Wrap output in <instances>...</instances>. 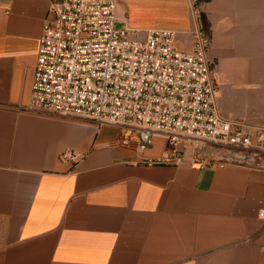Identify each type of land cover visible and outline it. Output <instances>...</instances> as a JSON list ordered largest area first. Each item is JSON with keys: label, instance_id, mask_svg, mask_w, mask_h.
<instances>
[{"label": "crops", "instance_id": "0c3cea01", "mask_svg": "<svg viewBox=\"0 0 264 264\" xmlns=\"http://www.w3.org/2000/svg\"><path fill=\"white\" fill-rule=\"evenodd\" d=\"M49 2L0 0V264H264V169L250 158L146 165L117 128L28 110ZM201 14L219 113L264 128V0H204ZM118 19L191 49V0H118ZM165 151L156 137L142 157Z\"/></svg>", "mask_w": 264, "mask_h": 264}, {"label": "built area", "instance_id": "2783aa9c", "mask_svg": "<svg viewBox=\"0 0 264 264\" xmlns=\"http://www.w3.org/2000/svg\"><path fill=\"white\" fill-rule=\"evenodd\" d=\"M191 6L192 44L183 51L173 31L140 36L118 27V0H50L28 110L117 128L120 146L146 165L223 168L250 158L264 169V128L219 113L201 12L196 0ZM156 137L165 141L164 155L143 158ZM79 157L66 150L59 159Z\"/></svg>", "mask_w": 264, "mask_h": 264}, {"label": "water", "instance_id": "95a60500", "mask_svg": "<svg viewBox=\"0 0 264 264\" xmlns=\"http://www.w3.org/2000/svg\"><path fill=\"white\" fill-rule=\"evenodd\" d=\"M204 0H196L197 8L201 12V7L203 4Z\"/></svg>", "mask_w": 264, "mask_h": 264}, {"label": "trees", "instance_id": "16d2710c", "mask_svg": "<svg viewBox=\"0 0 264 264\" xmlns=\"http://www.w3.org/2000/svg\"><path fill=\"white\" fill-rule=\"evenodd\" d=\"M200 20H201V22H202V14H200Z\"/></svg>", "mask_w": 264, "mask_h": 264}, {"label": "rangeland", "instance_id": "374dc122", "mask_svg": "<svg viewBox=\"0 0 264 264\" xmlns=\"http://www.w3.org/2000/svg\"><path fill=\"white\" fill-rule=\"evenodd\" d=\"M201 14V13H200ZM118 27H120V26H118Z\"/></svg>", "mask_w": 264, "mask_h": 264}]
</instances>
